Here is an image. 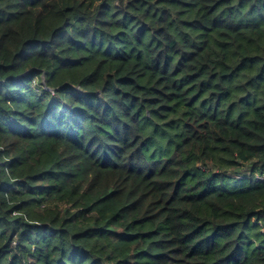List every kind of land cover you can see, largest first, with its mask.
Listing matches in <instances>:
<instances>
[{
  "label": "trees",
  "instance_id": "trees-1",
  "mask_svg": "<svg viewBox=\"0 0 264 264\" xmlns=\"http://www.w3.org/2000/svg\"><path fill=\"white\" fill-rule=\"evenodd\" d=\"M0 264H264V0H0Z\"/></svg>",
  "mask_w": 264,
  "mask_h": 264
}]
</instances>
